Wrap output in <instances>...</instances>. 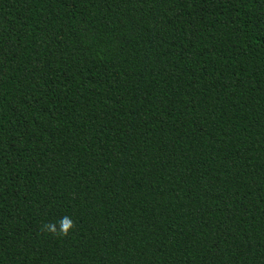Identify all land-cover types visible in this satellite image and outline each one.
I'll return each instance as SVG.
<instances>
[{
    "label": "trees",
    "instance_id": "obj_1",
    "mask_svg": "<svg viewBox=\"0 0 264 264\" xmlns=\"http://www.w3.org/2000/svg\"><path fill=\"white\" fill-rule=\"evenodd\" d=\"M0 264H264V0H0Z\"/></svg>",
    "mask_w": 264,
    "mask_h": 264
},
{
    "label": "clouds",
    "instance_id": "obj_2",
    "mask_svg": "<svg viewBox=\"0 0 264 264\" xmlns=\"http://www.w3.org/2000/svg\"><path fill=\"white\" fill-rule=\"evenodd\" d=\"M76 227V222L70 216L65 215L58 221H49L42 224L40 232L43 235H51L56 238H67Z\"/></svg>",
    "mask_w": 264,
    "mask_h": 264
}]
</instances>
